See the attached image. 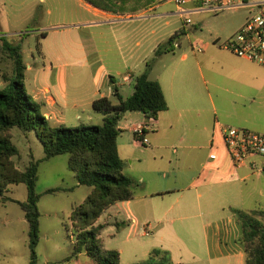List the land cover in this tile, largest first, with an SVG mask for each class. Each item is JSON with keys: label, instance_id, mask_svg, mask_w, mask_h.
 I'll use <instances>...</instances> for the list:
<instances>
[{"label": "rangeland", "instance_id": "374dc122", "mask_svg": "<svg viewBox=\"0 0 264 264\" xmlns=\"http://www.w3.org/2000/svg\"><path fill=\"white\" fill-rule=\"evenodd\" d=\"M107 1L114 6L111 12L124 19L128 14H142L140 17L144 19L120 18L117 20L121 21L114 24L100 23V18L88 10L87 4H91L88 0H0V91L8 84L5 78L13 76V61L5 47L16 49L23 57L27 67L25 90L33 100L35 92L43 86L41 71L47 66L63 65L70 73L69 104L79 102V107L69 106L66 110L68 121L64 125L76 127L83 124L74 119L75 111L79 112L84 124H90L87 118L90 111L94 115L98 113L89 102L98 90L105 94L112 92L113 84H107L110 76L115 79L121 95L127 98L134 89V82H123L124 75L131 72L142 74L148 64L153 67V72H148L152 78L170 67L182 69L188 65L196 66L198 61L207 60L208 52L193 51L188 45L190 37H199L214 48L212 40L215 36L224 40L236 32L251 15L248 9L219 13L200 11L191 15L194 24L185 26V20L179 16L171 0ZM151 7L153 10H149ZM178 30L189 33V37L184 35L176 39L181 43V48L155 58L152 48L158 43H167ZM184 54H188L187 59H183ZM28 64L33 66L32 71ZM102 65L105 66V74L100 86H97L94 73ZM196 72L200 85L206 90L197 69ZM135 113L132 117L127 113L120 125L124 127L133 118L141 117ZM260 123L264 124V119ZM234 127L264 133V130H254L248 126ZM10 133L19 150L15 161L20 169L27 167L33 159L40 161L37 182V193L40 195L37 264H95L85 252L77 257L72 256L76 237L70 220L73 208L84 203L92 187L78 186L75 174L68 168V154L43 160L44 146L35 131L14 127ZM123 133L119 137L120 142L126 141L130 135L128 131ZM124 174L141 186V182L134 179L128 162ZM259 174L231 189V200L242 206L240 210H264V172ZM26 200L25 184L10 185L5 195L0 196V264H31L29 224L19 204ZM235 209L232 206L229 214ZM134 211L139 220L137 231L124 224L125 217L108 211L95 224L105 225L100 237L105 249L120 252L119 264L150 261L153 252L151 244L157 242L151 230L149 236L143 235L145 227L142 205L136 203ZM128 213L129 210L125 212L126 215ZM260 219L264 222V217ZM173 256L178 258V253L174 252ZM168 257L172 261L170 254Z\"/></svg>", "mask_w": 264, "mask_h": 264}, {"label": "crops", "instance_id": "0c3cea01", "mask_svg": "<svg viewBox=\"0 0 264 264\" xmlns=\"http://www.w3.org/2000/svg\"><path fill=\"white\" fill-rule=\"evenodd\" d=\"M87 7L104 24L144 19L140 17L142 14H128L124 19L89 3ZM216 40L224 41L215 36L214 48L210 43L205 44L206 61L182 69L167 68L156 78L149 76L160 82L169 106L157 117L154 130L146 134L149 146L138 144L131 130L134 123L146 119L143 113L128 112L129 117L134 113L141 117L133 118L124 127L119 124L122 130L119 137L124 131L130 134L124 142L118 138L120 155L125 164L131 165L134 179L140 181L141 186L136 183L134 199L116 203L106 211L125 217L126 225L137 231L139 220L134 206L141 204L144 227H149L157 239L156 244H151V251H166L177 264H246L242 224L228 211L232 206L239 210L242 207L231 200V189L257 173L248 166L237 168L234 165L224 141L223 126L264 130V124L260 123L264 119V66L222 49ZM160 45L152 48L155 58L163 55L156 56ZM187 57L188 54L183 55V59ZM28 68L34 69L30 64ZM196 69L206 90L197 79ZM149 71L153 72V67ZM41 74L43 86L33 98L42 104V112L51 122L66 124L68 107H79V102L69 104L70 73L61 65L47 66ZM104 74L105 66L102 65L94 73L95 85L100 86ZM135 76L134 72L126 74L123 82ZM111 83L112 92L96 91L89 102L91 106L97 98L113 97L118 85L110 78L107 84ZM133 92L134 89L129 96ZM87 118L90 124L98 125L104 117L90 111ZM74 119L84 124L78 111L74 112ZM257 161L264 164V159ZM77 184L83 186L78 181ZM127 210L128 215L125 214ZM174 252L178 253V258H174Z\"/></svg>", "mask_w": 264, "mask_h": 264}, {"label": "trees", "instance_id": "16d2710c", "mask_svg": "<svg viewBox=\"0 0 264 264\" xmlns=\"http://www.w3.org/2000/svg\"><path fill=\"white\" fill-rule=\"evenodd\" d=\"M96 8L111 12L114 6L107 0H88ZM178 34L156 51L160 56L174 52L173 42ZM40 46V45H39ZM6 48L13 61V76L5 78L7 86L0 91V196L10 185L25 184L26 202H19L29 224V248L31 264H37L36 248L40 240V195L37 193L40 161L34 159L24 169L15 161L19 154L12 141L11 131L17 127L23 131H35L44 146L43 160L68 154V168L80 185L92 187L84 203L73 208L70 220L75 231L73 257L85 252L95 264H119L120 252L104 248L101 231L105 225L96 226L100 216L116 203L134 199L137 184L124 174L125 162L118 146L121 134L120 121L128 112H141L145 118H156L169 109L162 85L149 77L151 66L136 75L134 92L124 98L116 88L113 97H100L93 102V110L103 115L98 125L81 124L68 127L54 124L42 112V104L32 99L25 90L23 57L16 49ZM114 83L113 77H110ZM55 190H52V192ZM242 224V242L245 245L246 264H264V210H233ZM127 224L126 222L124 223ZM150 261L135 264H177L167 252L155 249Z\"/></svg>", "mask_w": 264, "mask_h": 264}, {"label": "built area", "instance_id": "2783aa9c", "mask_svg": "<svg viewBox=\"0 0 264 264\" xmlns=\"http://www.w3.org/2000/svg\"><path fill=\"white\" fill-rule=\"evenodd\" d=\"M175 3L178 14L185 20V26L193 25L191 15L200 11L219 13L225 10L240 11L248 9L251 15L245 24L231 37L215 43L238 57L264 66V0H171ZM254 11V12H253ZM253 12V13H252ZM178 38L188 36L186 30L177 31ZM189 37V36H188ZM189 46L197 53L205 51V41L199 37L189 38ZM175 49L181 48V43L173 42ZM125 81L131 82L126 78ZM156 118H146L134 123L131 127L137 143L149 146L146 134L154 130ZM224 141L230 158L237 168L248 166L256 173L264 172V164L257 161L264 159V133L232 125L223 126ZM150 228L146 227L143 235H149Z\"/></svg>", "mask_w": 264, "mask_h": 264}]
</instances>
